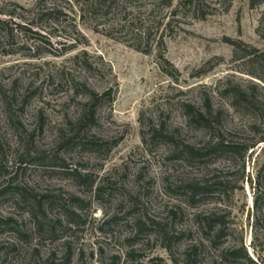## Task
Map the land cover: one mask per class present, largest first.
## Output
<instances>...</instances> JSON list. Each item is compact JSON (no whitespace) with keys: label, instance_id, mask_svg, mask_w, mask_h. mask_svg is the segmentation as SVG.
<instances>
[{"label":"rangeland","instance_id":"374dc122","mask_svg":"<svg viewBox=\"0 0 264 264\" xmlns=\"http://www.w3.org/2000/svg\"><path fill=\"white\" fill-rule=\"evenodd\" d=\"M120 1L107 16L86 0H0V264H175L214 213L264 264V143L244 160L172 154L204 137L186 106L206 98L228 110L227 140L264 137L247 56L264 50V2L214 0L201 20L182 0ZM193 180L211 188L194 206Z\"/></svg>","mask_w":264,"mask_h":264},{"label":"trees","instance_id":"16d2710c","mask_svg":"<svg viewBox=\"0 0 264 264\" xmlns=\"http://www.w3.org/2000/svg\"><path fill=\"white\" fill-rule=\"evenodd\" d=\"M159 1L165 6L172 7L175 0ZM213 1L214 0H182L180 7L189 9L195 16L201 14L199 19L202 20L207 17L205 12L208 8V3ZM226 1L229 3L226 10H229L234 0ZM120 2V0H86L85 4L88 12L108 16L110 11L116 9L120 5ZM263 2L264 0H251V5L256 7ZM175 14H177V12ZM6 24H8L6 21L0 19V26ZM259 34L264 40V13L260 20ZM237 44L238 43L234 45L238 46L240 43ZM240 45L244 44L241 43ZM248 54L247 56L250 57L252 65L255 68L254 71L248 73L249 76L256 80L253 81L255 84L254 86H256L253 88L257 89L258 86H261V88L264 89V50L253 48ZM219 93L223 96V94H229L230 91L227 89L224 92L219 91ZM235 98L238 99V101L247 100V92L241 91L235 95ZM248 108L255 111L259 116L260 121L264 120V102H253ZM227 114L228 110L226 108L217 107L212 99L209 98L204 100L201 107L187 105L186 115L188 117L189 125L194 130L204 131L205 135L198 143H176L173 146L172 154L176 157L179 156V158H185L188 161L204 162L205 164L210 162L213 158H224L225 156H230L232 158L239 157L241 160H244L250 151L258 147L259 144L264 143V137H256L253 143H240L227 140L226 135L228 131L225 127V116ZM256 124L257 123L252 124L250 129H255ZM164 131V128L155 129L153 130V136L166 137L167 142L173 143V137L168 134L164 135ZM237 131L242 130L237 129ZM242 169L245 173V166L242 167ZM256 181V184H258L257 190H259L264 182V164L259 171ZM228 184V182H222L219 183V186L220 188L223 187L225 189L229 186ZM210 189V186L206 183H201L196 180L191 181L186 187L187 192H189V203L193 206L196 205L201 201L202 197L204 198L211 192ZM256 196L255 206L259 210L261 207V196H264V194L261 195V193H258ZM227 218L226 215L219 213L206 216L204 219L207 229L205 240L191 245L184 252L183 258L176 260L175 264H202L198 261V258L203 249H209L214 252L210 257H207L204 264H261L260 255L254 244H252V246H254V256L249 253L244 233L239 232L240 235L236 239L231 240V238L235 236L234 233L237 231L230 226ZM259 223L260 221L257 220L254 229L259 227ZM257 230H259V228H257ZM160 237L164 241L169 240L166 230H161ZM166 248L168 251L171 250L170 247Z\"/></svg>","mask_w":264,"mask_h":264}]
</instances>
